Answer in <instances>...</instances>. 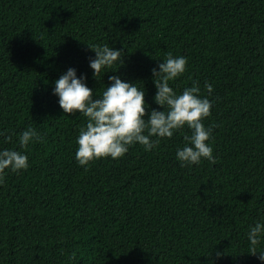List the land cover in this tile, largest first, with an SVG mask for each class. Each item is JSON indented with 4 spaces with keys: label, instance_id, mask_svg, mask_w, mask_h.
<instances>
[{
    "label": "trees",
    "instance_id": "16d2710c",
    "mask_svg": "<svg viewBox=\"0 0 264 264\" xmlns=\"http://www.w3.org/2000/svg\"><path fill=\"white\" fill-rule=\"evenodd\" d=\"M94 45L124 52L98 79ZM169 53L188 60L170 87L198 83L213 104L215 163L181 166L185 127L80 166L87 118L64 113L55 82L75 69L95 99L115 75L144 90L149 114L164 111L153 69ZM29 127L42 139L23 148ZM5 149L29 167L0 183V264H264V238L257 255L248 239L264 221V0H0Z\"/></svg>",
    "mask_w": 264,
    "mask_h": 264
},
{
    "label": "clouds",
    "instance_id": "9594fccd",
    "mask_svg": "<svg viewBox=\"0 0 264 264\" xmlns=\"http://www.w3.org/2000/svg\"><path fill=\"white\" fill-rule=\"evenodd\" d=\"M89 47L96 54L95 59H90V67L97 79L105 68L111 69L114 63L124 57L123 50H114L107 45ZM187 64L185 57H173L169 53L159 64V70L153 69L157 88L154 99L164 111L152 109L150 114L146 111L150 106L146 102L145 92L136 84L111 76V85L99 98L94 99L93 90L84 82L86 77L78 78L75 69H68L55 82L54 94L58 95L64 113L71 115L79 112L87 118L77 138L75 157L79 165L84 167L101 158H121L136 143L141 144L146 151H151L161 138H172L176 131L185 127L191 134L184 135L185 146L177 152L181 166L199 164L202 158L214 164L213 148L208 143L213 126L206 127L204 124V120L211 115L212 102L201 96L198 83L185 88L182 94L169 85L170 81L186 72ZM205 87L208 93L213 91L211 84ZM41 139L35 129L29 127L20 134L19 144L27 148L31 141ZM28 167V156L22 152L8 149L0 151V183H3L6 169L17 172ZM262 238L264 221L257 222L249 230L250 254L257 255V245ZM258 258L264 261V252H259Z\"/></svg>",
    "mask_w": 264,
    "mask_h": 264
}]
</instances>
